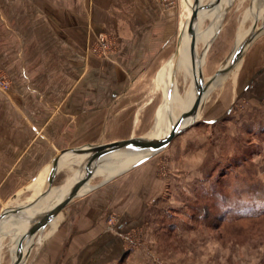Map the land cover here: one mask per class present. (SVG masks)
Segmentation results:
<instances>
[{"label": "crops", "instance_id": "obj_1", "mask_svg": "<svg viewBox=\"0 0 264 264\" xmlns=\"http://www.w3.org/2000/svg\"><path fill=\"white\" fill-rule=\"evenodd\" d=\"M166 1L0 0V62L11 83L10 91L0 95V202L13 193L8 178L23 180L34 175L41 162L71 161L72 154L83 153L75 150L143 137L136 131L143 127L142 115L156 101L155 81L160 82L164 99L149 135L165 134L178 119L194 91L197 63L191 56L189 35L186 33L185 45L181 41L184 25L179 26L178 8L183 1L187 9L192 8L193 0H171L174 6L170 8ZM262 1L229 0L221 9L225 0H220L212 17L204 10L198 13V20L209 18L204 28L195 25L203 82L226 70L235 49L256 35L241 50L227 76L207 86L198 113L204 124L232 119L237 114H264ZM245 2L246 10L236 28L240 17L235 7ZM101 32L112 43L106 57L89 51ZM176 34L177 47L168 61L169 40ZM179 72L189 80V90L184 106L176 112ZM191 121L190 117L187 123ZM163 150L131 168L116 172V166L111 176L81 190L60 213V227L49 240V249L36 251L37 260L32 264H38L41 256L48 259V264H56L61 253L70 259L72 251L79 254L90 245L97 248V243L110 241V215H120L118 231L144 219L162 191L161 170L156 165ZM47 175L41 174L35 186ZM54 201L24 206L20 211L32 214ZM6 210L0 204V217ZM31 224L11 216L2 223L0 241L10 228L18 231L8 264H23L31 247L42 240L38 237L34 241L33 234L16 248V239Z\"/></svg>", "mask_w": 264, "mask_h": 264}, {"label": "rangeland", "instance_id": "obj_2", "mask_svg": "<svg viewBox=\"0 0 264 264\" xmlns=\"http://www.w3.org/2000/svg\"><path fill=\"white\" fill-rule=\"evenodd\" d=\"M207 1L203 0V4ZM247 4L234 6L240 17L236 28ZM166 5L174 6L171 0ZM178 9V23L183 26L192 8L187 9L183 1ZM205 12L207 16L212 14L211 17L214 14V11ZM207 16L197 20L196 26H207ZM245 25L248 28L250 21ZM175 36L169 40L168 61L177 47ZM0 76L8 84L7 91L0 89L1 95L11 88L1 62ZM176 86L179 93L176 112H179L189 90V80L181 72L177 74ZM153 90L156 101L142 115L143 127L136 131L137 136H149L155 125L164 92L161 98L159 81L153 82ZM200 114L193 125L174 137L158 158L156 167L161 170L163 187L145 218L131 228L118 231L121 217L118 213L110 215L107 218L108 230L113 232L110 241L97 243V248L90 245L79 254L72 251L70 259L61 253L56 264H264V114H237L212 125L200 121ZM70 157L71 161H60L55 166L53 162H41L40 170L34 169V175L23 180L8 178L7 184L14 190L0 202L1 207L20 208L36 199L40 206L53 198L56 201L61 189L72 187L82 176L79 163L83 153ZM113 157L114 164L91 178L89 186L111 176L110 171L117 165L129 163L115 161ZM44 173H48L45 180L35 186ZM61 215L54 225L35 234L34 241L43 238L31 247L23 264H32L36 251L49 249L48 242L60 227ZM15 232L18 231L10 228L1 238L0 264L11 261ZM38 264H48V259L41 256Z\"/></svg>", "mask_w": 264, "mask_h": 264}, {"label": "water", "instance_id": "obj_3", "mask_svg": "<svg viewBox=\"0 0 264 264\" xmlns=\"http://www.w3.org/2000/svg\"><path fill=\"white\" fill-rule=\"evenodd\" d=\"M220 0H212L206 4H202L201 0H193L191 14L189 15L186 27V33L190 37V50L191 55L195 61H197L198 65H196V70L198 74L197 81L195 80V98L190 106V108L184 112L180 119L177 120L170 131L161 137H138V138H131L125 140H114L108 143L92 145L84 149L83 158L79 163V170L82 173V176L73 184L72 188L69 190L67 195L60 200L58 203L53 205L50 209H48L45 213L39 216L37 219L33 221V223L21 233V235L16 239L15 246L19 248L23 245V243L28 240L33 234H37L47 226L53 222L57 216L61 213V211L68 205V203L73 200L75 197L80 195L81 189L89 182L93 173L97 166L102 162L106 161L111 154L117 152H132V153H141L143 157H141L137 162L130 165L128 168L133 167L134 165L146 160L148 157L160 152L165 147L169 145V143L174 139L175 136L180 134L181 132L185 131L191 125H193L197 121V116L199 113V109L203 103V99L205 96V92L207 90V86L211 84L216 79L221 78L224 79L227 76V73L233 68L235 63L238 60L239 54L241 50L246 46L250 39L254 38L256 35H251L246 41L239 45L234 53L231 55L229 59V65L226 70H220L217 74L214 75L211 79L207 82H203L201 67L199 65V56L196 51V37H195V25L198 20V13L201 9H213L215 10L216 6L219 4ZM264 2V1H262ZM178 54V49L175 51L173 60L176 58ZM195 70V69H194ZM175 76V74H174ZM191 117L192 121L180 125V120L184 118ZM81 149L75 150L79 151ZM55 164V163H54ZM39 199L29 203L25 207H29L35 204ZM25 207L20 208H9L1 215L0 220L4 216H9L14 212H19L20 210L25 209ZM14 246V245H13ZM1 260V254H0Z\"/></svg>", "mask_w": 264, "mask_h": 264}, {"label": "bare ground", "instance_id": "obj_4", "mask_svg": "<svg viewBox=\"0 0 264 264\" xmlns=\"http://www.w3.org/2000/svg\"><path fill=\"white\" fill-rule=\"evenodd\" d=\"M228 2H229V0H225V4L224 5H222L221 6V9L226 5V4H228ZM217 9V8H216ZM216 9L215 10H212V11H214V13H215V11H216ZM202 10H204V11H209V9H201L200 11H202ZM199 11V12H200ZM186 27H187V21L185 22V25H184V27H183V31H182V34H181V41H182V43L185 45V38H186ZM190 52H191V50H190ZM192 56V55H191ZM192 59H193V57H192ZM193 62H194V64H195V60L193 59ZM196 65H197V63H196ZM196 67V66H195ZM226 68V67H225ZM195 69V68H194ZM197 79H198V74H197V70L195 69V76H194V79H193V82H192V88H193V90L195 91V85H194V83H195V80L197 81ZM194 91H193V93L191 94V97H190V99H189V101H188V103H187V105H186V107H185V109H184V111L179 115V117H178V119H176V121L177 120H179L180 119V117H181V115L184 113V112H186L189 108H190V106L192 105V103H193V101H194V98H195V93H194ZM189 118L190 117H188V118H184V119H182V120H180L181 122H180V125L182 126V125H184V124H187V121L189 120ZM175 121V122H176ZM174 122V123H175ZM173 123V124H174ZM173 124L170 126V127H168V129L165 131V134H162V133H160L159 135H149V137H161V136H163V135H166L169 131H170V129L172 128V126H173ZM76 152H83L84 153V149L83 150H79V151H76ZM114 156V157H113ZM112 157H113V160H115V161H122V162H129V163H126V164H123V165H117V171L116 172H119V171H121V170H124V169H126V168H128L130 165H132V164H134L135 162H137L141 157H143V154H141V153H132V152H117V153H114V154H111L109 157H108V160H106L105 162H103L102 164H99L98 166H97V168L95 169V171H94V173H93V175L94 176H96V174H97V172L98 171H100L101 169H103V168H105L106 166H108L109 164H114V163H112L111 162V159H112ZM131 161V162H130ZM116 172H114L113 174H115ZM112 174V175H113ZM89 185H90V183L88 182L81 190H83V189H85V188H87V187H89ZM72 187H70V188H65V189H61V195H60V197L59 196H57V197H59L56 201H54L52 204H50L49 206H47L46 208H43V209H38V211H35L34 213H32V214H27V213H24V212H22V211H19V212H14V213H12L11 215H9V216H11V217H14V218H16V219H19V220H23V221H26V222H28V223H33V221L35 220V219H37L39 216H41L43 213H45L48 209H50L53 205H55L56 203H58L60 200H62L66 195H67V193L69 192V190L71 189ZM60 192V191H59ZM81 192V191H80ZM6 217L7 216H4V217H2L1 218V220H0V227H1V225H2V223L4 222V220L6 219ZM37 217V218H36Z\"/></svg>", "mask_w": 264, "mask_h": 264}, {"label": "built area", "instance_id": "obj_5", "mask_svg": "<svg viewBox=\"0 0 264 264\" xmlns=\"http://www.w3.org/2000/svg\"><path fill=\"white\" fill-rule=\"evenodd\" d=\"M166 1V0H165ZM112 49V43L109 37L101 32L96 36L94 45L91 46L89 51L99 57H106ZM0 89L7 91L8 84L4 76H0Z\"/></svg>", "mask_w": 264, "mask_h": 264}]
</instances>
